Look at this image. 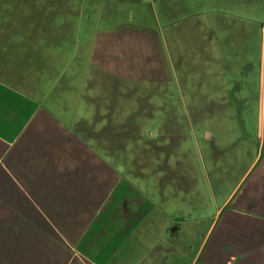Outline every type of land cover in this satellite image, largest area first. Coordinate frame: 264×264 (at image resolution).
Masks as SVG:
<instances>
[{
	"label": "crops",
	"instance_id": "obj_1",
	"mask_svg": "<svg viewBox=\"0 0 264 264\" xmlns=\"http://www.w3.org/2000/svg\"><path fill=\"white\" fill-rule=\"evenodd\" d=\"M43 1L45 19L52 6ZM99 8V52L79 61H29L41 55L0 39V264H264V0ZM157 17L167 70L154 68ZM10 32L0 25V35ZM174 85L195 113L200 98L215 99V130L234 148L218 158L237 163L239 178L209 217H192L201 202L162 211L87 142L107 149L123 137L134 157L136 123L119 117L168 115ZM85 111L101 115L104 136L93 133V115L76 121ZM81 123L84 138L75 134Z\"/></svg>",
	"mask_w": 264,
	"mask_h": 264
},
{
	"label": "rangeland",
	"instance_id": "obj_2",
	"mask_svg": "<svg viewBox=\"0 0 264 264\" xmlns=\"http://www.w3.org/2000/svg\"><path fill=\"white\" fill-rule=\"evenodd\" d=\"M93 1L96 8L92 5ZM42 3L43 6L46 5L43 0H0V25L11 31L6 35L1 34L0 39L6 37L13 51L29 46V58L32 53L41 55V58L29 61H79L84 58L85 52H99L98 12L103 0H49L52 15L49 14L45 19L46 12L39 10ZM8 11L10 14L4 17V12ZM87 11L91 15L90 25L84 23ZM163 20L162 17H157L155 25L156 58L162 65H155L154 68L167 70V61L163 67ZM39 26H43V36L38 33ZM213 36L215 44V34ZM91 48L93 50H89ZM15 59L13 55L11 61H16ZM99 87L98 85L97 89ZM81 88L82 84L77 83L76 89ZM172 90V111L168 115H161L158 110L148 116L143 113V109L139 113L124 115L123 121L117 115L121 123H136L137 129L132 132V136L136 138L135 158L131 156L133 146L128 145L123 137L110 140L107 149L100 147L94 137H90L91 140L88 139L87 142L98 159L113 164L117 170L125 171L127 180L133 181L135 186L145 191L146 196L152 198L162 211L169 214L185 204L201 202L202 212H191L192 217H209L213 214L214 207L220 204L239 178L231 175L230 168L237 163L220 161L218 158L223 153L231 155L234 148L223 146L222 131L215 130V99L211 101L210 98H200L198 104L201 112L195 113L192 99L181 98L175 85ZM157 102L162 104L161 99H157ZM186 103L188 107L185 106ZM84 107L82 102L76 104V110L80 109L77 111H84ZM92 115L85 111L74 116L76 121L83 118L82 121H85L92 116L93 133L104 136L106 132L103 131L101 115ZM81 124L83 128L77 124L75 134L84 138V123ZM207 132L210 134L209 138L206 137ZM124 135L128 136L126 130ZM130 148L131 153L128 152ZM112 149L116 151L115 156L111 153Z\"/></svg>",
	"mask_w": 264,
	"mask_h": 264
}]
</instances>
